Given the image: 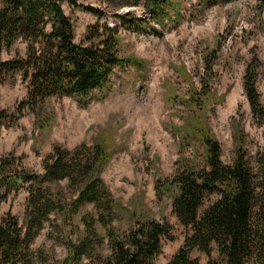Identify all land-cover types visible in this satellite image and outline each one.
Here are the masks:
<instances>
[{
	"label": "rangeland",
	"instance_id": "obj_1",
	"mask_svg": "<svg viewBox=\"0 0 264 264\" xmlns=\"http://www.w3.org/2000/svg\"><path fill=\"white\" fill-rule=\"evenodd\" d=\"M120 1L80 0L103 9L102 21L110 26L120 24L114 11L143 18L139 29L121 28L122 54L143 60L142 65L116 68L105 86L92 92L87 105L70 96L46 100L39 117L28 107L20 112L27 83L19 73L9 76L0 88V107L17 116L0 128V162L12 153L22 166L41 173L55 144L68 149L85 141L92 145L103 134L114 154L101 176L119 204L110 225L125 236L132 226L150 219L167 223L169 232L163 236L155 260V264H167L184 245L189 229L175 214L173 197L157 195V186L174 174L180 158L194 156L201 161L205 151L197 136L189 137L188 120L196 116L197 125L215 136L224 163L233 160L236 129L244 133L243 147L250 162L255 163L256 155L264 152V119L253 114L243 88L246 65L256 63L255 87L264 108V4L229 0L204 8L198 0H175L179 11L172 9L174 19L162 26L144 5L120 6ZM63 7L75 23L76 41L81 42L98 16L68 2ZM17 47L25 52L24 43ZM15 53L5 52L4 57ZM202 89V102H190V95ZM54 187L59 196L72 197L66 179ZM27 195L26 187L13 191L3 201L0 215L15 214L24 227ZM217 197L209 195L205 204ZM87 216L90 226L83 222ZM101 225L93 203L75 213L70 208L57 210L32 243L33 248L40 258L47 259L43 264H60L69 256L70 245L79 239L105 236ZM105 241L102 254L110 251ZM210 253L194 248L190 254L199 264H208L219 255L216 244ZM89 261L84 257L83 264Z\"/></svg>",
	"mask_w": 264,
	"mask_h": 264
},
{
	"label": "trees",
	"instance_id": "obj_2",
	"mask_svg": "<svg viewBox=\"0 0 264 264\" xmlns=\"http://www.w3.org/2000/svg\"><path fill=\"white\" fill-rule=\"evenodd\" d=\"M198 1L207 8L229 0ZM256 1L264 4V0ZM66 2L99 18L87 27L81 42L76 41L73 19L64 11ZM178 3L121 0L119 4L144 5L153 20L165 26L174 19L171 10L179 11ZM113 15L120 24L110 26L102 21L103 9L80 0H0V88L9 76L21 74L27 83V96L20 112L28 107L38 117L45 101L54 97L70 96L87 105L92 92L102 89L116 68L141 66L144 62L124 56L121 47V28L139 29L143 18L130 12L114 11ZM152 30L157 27L152 26ZM21 43L25 44L23 54L17 47ZM13 50L14 56L4 57L5 52ZM244 73L243 88L252 112L263 120L264 108L255 87L256 63H248ZM205 84L203 81L202 86ZM203 91L192 93L189 101L202 102ZM16 116V112L0 107V128ZM198 122L193 116L186 125L187 131L192 132L189 137L197 136L205 149L201 161L194 156L187 160L180 158L174 174L157 186V195L173 197L172 208L189 229L184 245L167 264H199L197 257H191L192 250L196 248L210 255L213 244L219 255L208 264H264V152L256 155L255 163L250 162L243 147L244 133L236 129L233 160L231 164L224 163L219 141L209 129L199 127ZM46 125L42 123L43 127ZM106 140L101 134L92 145L85 141L68 149L55 144L45 157L41 173L22 166L12 153L2 157L0 207L13 191L26 187L28 195L24 227L15 214L0 215V264L46 263L47 259L39 257L32 243L51 214L68 208L75 213L87 203L95 205L106 234L103 237L93 234L96 240L79 239L70 245L69 256L60 264H83L84 257L90 259L88 264H155L163 236L169 232L167 223L150 219L132 226L125 236L110 225L119 204L101 176L114 154ZM64 179L72 197L59 196L54 187ZM211 194L218 197L205 204ZM89 219L88 216L83 219L87 226L91 223ZM105 240L110 251L102 254Z\"/></svg>",
	"mask_w": 264,
	"mask_h": 264
}]
</instances>
